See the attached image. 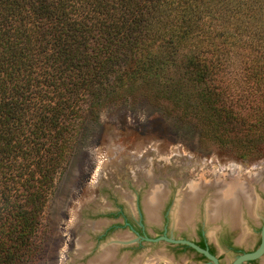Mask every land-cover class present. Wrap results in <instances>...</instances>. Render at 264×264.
I'll list each match as a JSON object with an SVG mask.
<instances>
[{"label": "trees", "instance_id": "16d2710c", "mask_svg": "<svg viewBox=\"0 0 264 264\" xmlns=\"http://www.w3.org/2000/svg\"><path fill=\"white\" fill-rule=\"evenodd\" d=\"M133 94L263 157L264 0H0V264L38 255L78 120Z\"/></svg>", "mask_w": 264, "mask_h": 264}, {"label": "rangeland", "instance_id": "374dc122", "mask_svg": "<svg viewBox=\"0 0 264 264\" xmlns=\"http://www.w3.org/2000/svg\"><path fill=\"white\" fill-rule=\"evenodd\" d=\"M263 171L264 156L253 161L233 158L202 140L196 125L181 118L167 102L133 94L104 103L76 124L45 205L40 250L27 264H69L75 242L86 227L82 209L104 203L99 187L110 191L143 187L149 183L146 176L154 181L172 179L186 187L193 183L203 190L216 183L242 184L251 205L249 218L256 225L252 187ZM263 263L264 256L253 264Z\"/></svg>", "mask_w": 264, "mask_h": 264}, {"label": "water", "instance_id": "95a60500", "mask_svg": "<svg viewBox=\"0 0 264 264\" xmlns=\"http://www.w3.org/2000/svg\"><path fill=\"white\" fill-rule=\"evenodd\" d=\"M252 190L256 225L245 200L224 184L205 187L196 198L172 179L118 191L100 186L104 203L82 209L86 227L69 264H243L260 259L264 172Z\"/></svg>", "mask_w": 264, "mask_h": 264}, {"label": "bare ground", "instance_id": "6f19581e", "mask_svg": "<svg viewBox=\"0 0 264 264\" xmlns=\"http://www.w3.org/2000/svg\"><path fill=\"white\" fill-rule=\"evenodd\" d=\"M146 177L148 178V179L147 178L146 179H147V181H149V184L154 182V179L151 176H146ZM259 177H260V175H259ZM215 183H216V180H215ZM191 184H193V183H191ZM191 184H189V187H186L187 188V192H188L190 197L196 198L197 196H199L201 194V192L203 191V188H201L200 185H191ZM215 185H220V184L216 183ZM215 185L212 184V186H215ZM224 185L230 186L232 189H234L236 192H238L240 194L241 200L242 201L245 200L244 205L247 207V210H249L251 212V210H250L251 206L248 205V199H246V195H245L246 192L244 191L245 189H244L243 185L239 184V183L236 184L235 182L230 183V184L227 183V184H224ZM246 186H248V185L246 184ZM247 190L249 191V188H247ZM251 196H252V194H251ZM251 202H252V200H251Z\"/></svg>", "mask_w": 264, "mask_h": 264}, {"label": "flooded vegetation", "instance_id": "af4514ba", "mask_svg": "<svg viewBox=\"0 0 264 264\" xmlns=\"http://www.w3.org/2000/svg\"><path fill=\"white\" fill-rule=\"evenodd\" d=\"M146 179V178H145ZM146 181H147V179H146ZM147 183H148V181H147ZM149 184V183H148ZM257 261V259H255V260H250V261H246V262H244L245 264H253L254 262H256ZM243 263V264H244Z\"/></svg>", "mask_w": 264, "mask_h": 264}]
</instances>
